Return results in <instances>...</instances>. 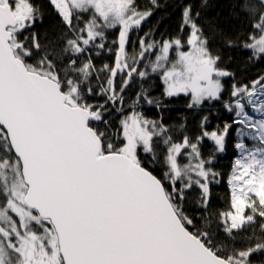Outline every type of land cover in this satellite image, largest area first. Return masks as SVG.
<instances>
[{
  "label": "snow or ice",
  "instance_id": "6c2138e0",
  "mask_svg": "<svg viewBox=\"0 0 264 264\" xmlns=\"http://www.w3.org/2000/svg\"><path fill=\"white\" fill-rule=\"evenodd\" d=\"M158 7L0 0V264H264V73L225 55L264 62V0H233L240 30L179 0L175 30L143 31ZM182 95L191 127L164 116Z\"/></svg>",
  "mask_w": 264,
  "mask_h": 264
},
{
  "label": "trees",
  "instance_id": "16d2710c",
  "mask_svg": "<svg viewBox=\"0 0 264 264\" xmlns=\"http://www.w3.org/2000/svg\"><path fill=\"white\" fill-rule=\"evenodd\" d=\"M140 2L148 6L149 0H140ZM179 0H157L159 7L155 10L152 17L143 26V31H147L149 28L155 27L157 33L170 32L175 30L177 24L179 23L180 10L175 7ZM197 7H199L201 0H194ZM39 4H46V0H38ZM233 0H207V8L204 9L203 16L205 20H215L221 27L230 28L232 30L242 29V23L237 20L232 14ZM55 23V20L51 16H46L44 24L38 25V30L43 31L44 29L50 28ZM114 38V37H113ZM226 57H231L227 61L228 70L236 74V79L244 80L245 82L249 79L254 78L259 73H264V62H248V52L241 49H229L225 50ZM108 60V57L102 55L97 58V63H103ZM156 85L153 89V95L160 94L159 81L155 80ZM139 82L133 81L130 85L129 93L139 90ZM147 86V85H146ZM188 97L185 96L168 98L165 103L168 105L167 109L164 111L165 119L170 124H180L182 123V117H188V125L191 127L195 124L199 116L191 109L187 108ZM209 105L205 104V108ZM217 109L220 108L219 105H215ZM147 114L151 117L157 116L156 109L146 110ZM220 116L223 120H230V114L220 109ZM220 122L219 120H214V123ZM234 155V150L229 144L226 153L221 154L217 158L215 167L222 173L226 174L231 170V163ZM227 176L221 180L220 184L214 185L212 189L213 193V204L216 207L224 208L226 206V199L228 195V185L226 183ZM190 215L197 213L195 206H191L188 209ZM199 223V221H196Z\"/></svg>",
  "mask_w": 264,
  "mask_h": 264
},
{
  "label": "rangeland",
  "instance_id": "374dc122",
  "mask_svg": "<svg viewBox=\"0 0 264 264\" xmlns=\"http://www.w3.org/2000/svg\"><path fill=\"white\" fill-rule=\"evenodd\" d=\"M183 96V95H182ZM186 98V97H185ZM188 99V98H187Z\"/></svg>",
  "mask_w": 264,
  "mask_h": 264
}]
</instances>
